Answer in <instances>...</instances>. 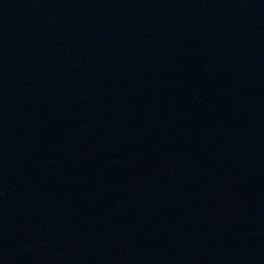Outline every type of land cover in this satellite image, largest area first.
I'll return each instance as SVG.
<instances>
[{
    "label": "water",
    "instance_id": "obj_1",
    "mask_svg": "<svg viewBox=\"0 0 264 264\" xmlns=\"http://www.w3.org/2000/svg\"><path fill=\"white\" fill-rule=\"evenodd\" d=\"M0 264H264V0H0Z\"/></svg>",
    "mask_w": 264,
    "mask_h": 264
}]
</instances>
